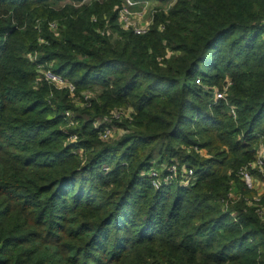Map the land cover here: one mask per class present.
I'll list each match as a JSON object with an SVG mask.
<instances>
[{
	"label": "trees",
	"instance_id": "obj_1",
	"mask_svg": "<svg viewBox=\"0 0 264 264\" xmlns=\"http://www.w3.org/2000/svg\"><path fill=\"white\" fill-rule=\"evenodd\" d=\"M62 1L0 0V264H264V188L239 174L264 146V0H175L141 35L121 0ZM173 162L193 183L154 187Z\"/></svg>",
	"mask_w": 264,
	"mask_h": 264
},
{
	"label": "built area",
	"instance_id": "obj_2",
	"mask_svg": "<svg viewBox=\"0 0 264 264\" xmlns=\"http://www.w3.org/2000/svg\"><path fill=\"white\" fill-rule=\"evenodd\" d=\"M139 2L140 1L136 0H125V3H123V6L119 10V21L121 20V24H123V21L125 22V25H122L124 29L126 28V30H132L136 34L141 35L145 34L149 30L150 27L148 26L152 19L147 20L145 22L146 25L144 26H139L134 21H132L133 19H130V17L134 15L133 7ZM143 11L145 12V9H143ZM51 25L56 28L55 23H52ZM46 75L45 76L48 80L61 83L64 85V88H68L71 91L75 89V85L72 82H70L67 78L62 77L61 75L56 74L55 72L50 71ZM230 85L231 82L229 81L223 89L220 90L217 87V89H215L216 99H226L228 95L227 91L229 90ZM113 114L115 117H119V110H115ZM230 114L234 118L236 117L237 112L235 106H231ZM114 133H116V137H119V135L117 134L118 132L114 129V127H112V129L107 128L102 133L101 137H108L113 135ZM74 138H77V136H74ZM258 172H264V146L262 144L258 145L257 147L256 158L239 170L241 178L249 188H257V179L255 174ZM147 174L148 178L151 180L152 185L157 188L161 185L170 184L175 181H178L181 185L189 186L193 183L194 179H196V174L193 168H189L185 165L180 166L177 162H173L169 166H153ZM256 199L259 200L260 198Z\"/></svg>",
	"mask_w": 264,
	"mask_h": 264
},
{
	"label": "rangeland",
	"instance_id": "obj_3",
	"mask_svg": "<svg viewBox=\"0 0 264 264\" xmlns=\"http://www.w3.org/2000/svg\"><path fill=\"white\" fill-rule=\"evenodd\" d=\"M70 1L71 0H64V1L61 2V4L64 5V4H66L67 2H70ZM101 1L104 2L105 0H101ZM174 1L175 0H171V1H168V2H164V1H160V0H140V2L133 7L134 15H132L130 17V19L131 20L133 19L132 21H134L139 26L146 25L145 22L147 20H149V19L150 20L152 19L150 21L149 26H148V27H151V22L153 21V16H154L155 12H157L158 9L168 10L172 6ZM90 2H91V0H86V1L74 2V3H75V5H81L82 3H90ZM123 3H125V0H121L120 8L123 6ZM116 8H118V6H116ZM120 8H119V10H120ZM143 9H145V12L143 11ZM142 14H143V16H142ZM121 23L122 22L120 20L119 24L123 28V26L125 25V22L123 21V24H121ZM52 27H53V31H56V28L53 25H52ZM36 57H37L36 53H34V54H32L30 56V58L32 60H35ZM48 64H49V66L47 68H43L42 66H38L39 72L44 74V75L48 74L50 71L51 72H56L54 70L55 63L54 62H49ZM50 82L53 83L58 89H63L64 88V85L61 84V83L54 82V81H50ZM77 89L78 88H76V86H75V89L73 91L70 90V97L73 99V102L75 103V105L77 107H82L84 105V101H86L87 99L96 98V96L98 95V92L100 91L99 88L81 89L82 91H80V93L77 94V92H78ZM215 89H217V87H214V90ZM121 111H119V117H115L116 119L117 118H121L123 116L129 117L130 113L133 112L132 109H128V108H122ZM66 115L72 116V115H76V114L74 113V111L70 110V111H66ZM113 125L116 127L114 129L118 132L117 134L120 137L124 133V129L120 128V126H117L115 124H113ZM68 126H70V124L67 125V126H64L63 128L67 130ZM116 136H117L116 133H114L113 135L108 136V137H101V140L105 141V142H111V141L114 142L115 140H117ZM77 140H78V138H72L71 139L72 142H75ZM255 176H256V179H257V189H258V191L262 192L263 188H264V182H262V180L258 177L257 174H255Z\"/></svg>",
	"mask_w": 264,
	"mask_h": 264
}]
</instances>
